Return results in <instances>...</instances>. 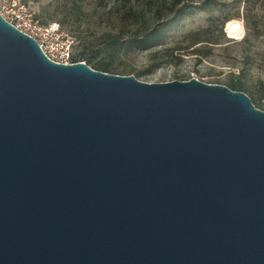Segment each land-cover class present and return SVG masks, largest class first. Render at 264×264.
Masks as SVG:
<instances>
[{"label":"water","instance_id":"95a60500","mask_svg":"<svg viewBox=\"0 0 264 264\" xmlns=\"http://www.w3.org/2000/svg\"><path fill=\"white\" fill-rule=\"evenodd\" d=\"M0 264H264V111L55 63L0 15Z\"/></svg>","mask_w":264,"mask_h":264},{"label":"rangeland","instance_id":"374dc122","mask_svg":"<svg viewBox=\"0 0 264 264\" xmlns=\"http://www.w3.org/2000/svg\"><path fill=\"white\" fill-rule=\"evenodd\" d=\"M23 1L43 22L61 25L75 40L74 57L80 62L98 55L97 62L110 65L109 73L145 83L196 78L227 87L239 84L241 92L264 111V0H209L211 12L186 17L161 45L147 50L128 45L115 57L103 44L107 37L129 43L136 31L149 32L155 26L148 0ZM204 1L184 0L189 5ZM230 20L242 22V39L228 36Z\"/></svg>","mask_w":264,"mask_h":264},{"label":"trees","instance_id":"16d2710c","mask_svg":"<svg viewBox=\"0 0 264 264\" xmlns=\"http://www.w3.org/2000/svg\"><path fill=\"white\" fill-rule=\"evenodd\" d=\"M140 1L136 0V4ZM147 4L148 11L156 19L155 26L149 32L140 33V31H136L133 34V42L129 43L123 41L121 37H107L103 44L109 50L111 57H115L128 45L132 44L142 50L159 46L186 17L197 12L209 13L212 11L209 0L204 1L202 5L185 4L184 0H148ZM97 57L98 55L88 57L87 64L95 70L109 73L110 65L97 62ZM229 88L234 91H243L242 86L239 84L232 83Z\"/></svg>","mask_w":264,"mask_h":264},{"label":"built area","instance_id":"2783aa9c","mask_svg":"<svg viewBox=\"0 0 264 264\" xmlns=\"http://www.w3.org/2000/svg\"><path fill=\"white\" fill-rule=\"evenodd\" d=\"M0 15L16 29L36 40L51 61L64 65L80 62L74 57L75 40L59 23L43 22L23 0H0Z\"/></svg>","mask_w":264,"mask_h":264},{"label":"bare ground","instance_id":"6f19581e","mask_svg":"<svg viewBox=\"0 0 264 264\" xmlns=\"http://www.w3.org/2000/svg\"><path fill=\"white\" fill-rule=\"evenodd\" d=\"M226 32L232 39H242L245 35V28L241 21L230 20L226 25Z\"/></svg>","mask_w":264,"mask_h":264}]
</instances>
